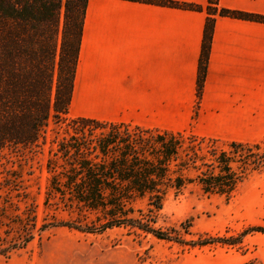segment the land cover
Returning a JSON list of instances; mask_svg holds the SVG:
<instances>
[{"label":"trees","instance_id":"trees-1","mask_svg":"<svg viewBox=\"0 0 264 264\" xmlns=\"http://www.w3.org/2000/svg\"><path fill=\"white\" fill-rule=\"evenodd\" d=\"M87 3L0 0V157L6 151L37 146L52 121L65 123L64 136L46 162L43 204L45 209L62 210L70 216L52 223L44 218L39 224L38 204L23 184L22 171L8 170L2 188L10 190L17 203L13 208L11 199H4L0 209V257L5 259L26 249L49 227L90 234L126 228L181 242L176 230H165L159 224L170 192L178 195L197 184L204 194L229 200L250 174L264 170L259 142L227 141L223 148L218 146L220 140L192 132L69 118ZM163 4L202 10L194 4ZM218 4L219 0H209L206 9L198 100L214 16L264 22V16L218 9ZM11 178L21 185L13 188L8 182ZM249 233L264 234V227H253L241 236Z\"/></svg>","mask_w":264,"mask_h":264},{"label":"crops","instance_id":"crops-1","mask_svg":"<svg viewBox=\"0 0 264 264\" xmlns=\"http://www.w3.org/2000/svg\"><path fill=\"white\" fill-rule=\"evenodd\" d=\"M194 4L190 10L163 4ZM209 0H88L71 110L214 139L264 135V22L215 15L199 113L193 119ZM264 16V0H219Z\"/></svg>","mask_w":264,"mask_h":264},{"label":"rangeland","instance_id":"rangeland-1","mask_svg":"<svg viewBox=\"0 0 264 264\" xmlns=\"http://www.w3.org/2000/svg\"><path fill=\"white\" fill-rule=\"evenodd\" d=\"M199 109L198 100L193 119ZM74 117V110H70L69 118ZM64 128L65 123L52 121L37 146L6 151L0 157V209L4 199H11L13 208L16 205L17 199L2 184L8 170H21L23 184L38 204L39 224L44 218L51 223L55 218L70 219L66 212L45 209L43 204L48 178L46 162L56 142L64 136ZM193 130L192 122L187 133H194ZM218 140V146L226 148L227 140ZM256 141L264 152V135ZM8 182L13 188L21 185L13 178ZM20 205L24 209V203ZM159 224L165 230H176L182 243L126 228L90 234L49 227L26 249L9 259L0 257V264H264V234L241 236L253 227H264V170L250 174L229 200L206 195L197 184L178 195L170 192ZM202 242L208 244L201 245ZM232 242L236 244L231 245Z\"/></svg>","mask_w":264,"mask_h":264}]
</instances>
